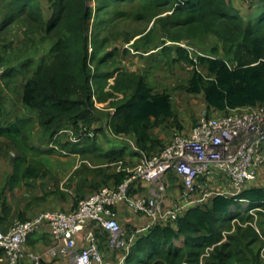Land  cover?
<instances>
[{
    "label": "trees",
    "instance_id": "trees-1",
    "mask_svg": "<svg viewBox=\"0 0 264 264\" xmlns=\"http://www.w3.org/2000/svg\"><path fill=\"white\" fill-rule=\"evenodd\" d=\"M91 1L47 0L50 12L45 17V8L39 0H0L3 12L0 41L1 35L12 24H22L29 41L27 49L33 48L30 57L21 61L19 66L7 67L3 78L24 76L21 102L35 112L36 121L48 139H52L61 124L71 123L76 132L86 127L95 133L94 137L85 136V141L93 140V151H100V155L109 162L124 160V149L103 150L97 142L100 134L132 136V141L139 148L149 155L155 154L166 143L152 130L168 122L179 125L172 96L167 91L157 90L144 74L122 70L116 60L120 53L118 48L103 51L113 39L112 30L103 35L101 25L104 20L100 19L103 6L107 4L108 8L110 2L123 0H97L94 8ZM150 1L156 7H167L180 14L171 20L173 28L182 27L191 36H196L199 31L197 38L213 32L218 38L219 43L211 48L212 54L196 57L181 45L156 47L168 54L169 64L191 67L192 74L185 89L194 94L203 93L208 114L264 103V3L249 5L258 14L255 19L246 21L232 0ZM217 21L220 28L215 25ZM195 25H198V31H194ZM171 39L179 41V38ZM90 43L94 48L91 55ZM41 45H47L45 48L48 51L36 61L34 57L40 52L38 47ZM101 52L104 54L100 56ZM1 59L4 58L0 55ZM94 64L109 68L103 80L118 72L114 88L123 93V98L113 102L114 114L102 111L93 100ZM6 83L8 85L11 81ZM6 113L7 107L0 92V139L8 140L19 150L21 162L27 158L29 151L36 148L29 136V131L35 128V120L16 116L8 121ZM107 117L108 128L103 126ZM100 122L102 125L95 126ZM74 145L65 147L79 151ZM127 145L131 147L130 143ZM131 151L140 156L132 147ZM41 174V168L35 165L26 166L24 170V176L37 177ZM125 174L121 171L111 176L101 170L98 172L101 180L89 182L85 179L80 188L90 186L99 189L108 185L112 177L115 183H120ZM82 197L85 195L77 193L76 203ZM243 202L249 209H256L264 216L263 180L237 195H214L206 203L187 209L176 221L155 225L139 234L124 264H201V261L204 264H260L261 260L264 264L259 252H254V244L261 239V235L253 227L243 229L238 226L227 236V240L222 241L223 232L230 228L231 220L243 217ZM245 211L247 218H252L248 210ZM261 234L264 235V224ZM100 236L101 241L106 239L105 233ZM178 241H182L183 245L177 244ZM209 247L213 249L205 257ZM2 253L0 248V255Z\"/></svg>",
    "mask_w": 264,
    "mask_h": 264
},
{
    "label": "built area",
    "instance_id": "built-area-1",
    "mask_svg": "<svg viewBox=\"0 0 264 264\" xmlns=\"http://www.w3.org/2000/svg\"><path fill=\"white\" fill-rule=\"evenodd\" d=\"M246 1L250 5L264 3ZM4 71L0 63V77ZM93 100L97 107L101 105L95 95ZM68 131L73 142L95 136L86 127L76 132L72 126ZM129 143L140 153L139 162L122 167L126 174L120 183L101 186L70 210H43L16 221L7 232L0 230V264H23L26 257L33 264H42L26 245L31 235L44 228L53 240L49 250L53 257L69 258L72 264H103L104 246L123 251V261L139 234L149 228L176 221L187 209L214 195H237L257 184L264 171V103L225 113L204 112L189 132L174 130L169 142L152 155L134 141ZM171 184L179 188L178 196L168 194ZM120 204L145 216L146 225L125 234L116 215ZM104 233L106 239L101 241Z\"/></svg>",
    "mask_w": 264,
    "mask_h": 264
},
{
    "label": "rangeland",
    "instance_id": "rangeland-1",
    "mask_svg": "<svg viewBox=\"0 0 264 264\" xmlns=\"http://www.w3.org/2000/svg\"><path fill=\"white\" fill-rule=\"evenodd\" d=\"M241 1L243 2V0ZM39 2L44 6L46 11L45 17H47L50 12V6H48L47 0H39ZM96 2L97 0L91 1L93 8L95 7ZM244 3L246 11H250L245 13L243 8L244 5H242L240 11L241 14L246 21L255 19L256 14H258L257 11L248 8L250 4L247 3L246 0ZM109 4L110 6L108 8L106 7L107 4H104L105 6H103L102 9L104 11L100 16V19L104 20V24L101 25V27L104 28L103 35H108V32L112 30L113 39L109 44L104 46L103 51L105 52L107 49H112L114 47L118 48L120 53L116 56V60L119 67H122V70L144 74L147 81H149L157 90L167 91L171 94L179 125L169 124L172 122H168L155 127L152 130L154 135L162 138L164 143H167L171 139L174 130L187 132L188 129L194 126L197 119L204 112L209 111V108L203 93L194 94L185 89L192 74L191 67L177 63L174 65L169 64L167 61L168 54L163 52L161 48L156 47L159 45L174 47L181 45L189 49L191 54L196 57L200 54H212L211 48L216 43H219V40L213 32L212 34L208 32L206 35L197 38L196 36H199L198 25H195L196 30H194L198 31L196 32V36H191L190 32L184 30L182 27L173 28L171 20L173 18H178L180 14L173 13V11L169 10L167 7H156V5L151 3L150 0H123L121 2H110ZM158 12L162 13L157 15ZM2 14L3 12L0 10V20ZM215 25L219 28L221 27L218 21L215 22ZM24 30V25L14 23L3 35H1L0 55L4 59H1L0 63L4 66L5 70L10 66H19L21 61L30 57L32 54L33 48L27 49L29 41L25 36ZM129 38L130 40H127ZM171 38H179V41H174ZM29 46L34 47L35 45ZM89 46V53L91 55V53L94 52V48L91 43ZM45 47H47V45H41L38 47L41 50L36 53V56L34 57L36 61H39L42 56L46 55L48 49ZM21 54L23 55L22 57ZM103 54L104 53L101 52L100 56ZM92 71L96 74V78L94 77L92 80L93 95H95V98L101 103L98 108L106 113H111L115 108L113 102L123 98V93L114 88L116 85L115 78L117 77L118 72H116L113 77L103 80L105 75L109 73V68L100 67L97 64H94L92 66ZM7 81H11V83L7 85ZM24 81L25 79L22 75H17V77H12L11 79H4L3 76L0 77V92L2 94V102L7 107L6 118L8 121L13 120L16 116H24L31 113L35 114V112L27 109L21 102V89ZM108 119L109 117H107L103 123V126H106L107 128L108 126L106 123ZM97 125L100 126L102 123L100 122L95 126ZM72 126L71 123L61 124L59 130L54 134L52 139H48L44 136L41 127H39L37 131L31 129L29 131V136L31 135L30 142L36 148H34L33 151H29L27 158L21 162L19 161V150L8 140H1L0 156L2 157V162L0 165V173L11 175L12 179L7 180L6 183L0 184V187L3 186V189H0V199H3V196L6 194L5 192H7L6 187L11 181L13 187L8 191L18 194L14 203L19 210L22 207H20V205L24 200L25 202H29L33 197V194L29 189L30 184L28 185L27 183L30 181L37 182V179L35 178L39 177H44L40 180L41 183L39 186L40 192H43L44 194H42L44 196L42 195L43 197L41 196L39 198L45 200V205L51 207L50 209L58 208L63 210V208H59L55 206V204H58V199L59 203H64L66 200H63V198H66V195L73 198V204L75 206L77 203L74 197L77 193L86 196L97 190L90 186H85L83 188H80V186L82 182L88 178L90 179H88L89 182H97L100 180L96 174L101 170L104 171V169H95L97 168L96 165L102 161L98 155L99 151L83 153L81 157L86 159L87 162L83 163L82 166L66 180L55 175L54 171L46 165L47 161L44 155H51L52 158H54L53 154L58 156H69L71 153H74V151L65 147V145L72 146L73 144H76L74 145L75 148L81 150L82 147L80 146L87 142L85 141L86 138L81 139L78 142H73L71 140L68 129L72 128ZM103 136L104 135L102 134L98 135L97 139L99 138L102 142H105L104 140L107 137ZM90 141L92 142L93 140ZM125 162L127 161L125 160ZM29 165L40 167L42 174L37 177L24 176V170L26 166ZM109 170H113V168H109ZM260 177L261 180H263V174ZM45 179L50 181L46 183L44 181ZM45 190L47 192H45ZM168 194H171L174 197L178 196L179 188L177 189V186L171 184ZM79 199L80 198H78V200ZM242 206L243 209L241 212L243 217L231 220L229 223L230 228L223 232L222 241L227 240V236L230 233L235 232L236 227L240 226L245 229L246 227L251 226L261 235V239L254 244V252H259L264 261V235L261 234L264 224V216H261L256 209H249L246 202H243ZM2 207L3 210H8V212L11 210L10 208L4 207L3 204ZM245 209L248 210V213L251 214L252 218H247L248 214ZM130 214H127L122 222L120 221L124 227L125 234H130L131 232H134L135 229H140L146 225L143 224V221L139 222L140 219L138 221L134 220L136 217L131 216ZM18 220L21 219L17 218L12 225ZM177 244L180 245V242ZM212 249L213 247L207 248L205 257L210 254ZM102 253L105 262L110 264L125 263L126 259L122 261L123 251L121 250L112 251L103 246ZM261 263L262 260L260 264ZM68 264H72V262L69 260Z\"/></svg>",
    "mask_w": 264,
    "mask_h": 264
},
{
    "label": "crops",
    "instance_id": "crops-1",
    "mask_svg": "<svg viewBox=\"0 0 264 264\" xmlns=\"http://www.w3.org/2000/svg\"><path fill=\"white\" fill-rule=\"evenodd\" d=\"M233 3H234V6L237 7L240 11H241L242 5H244L243 8H244L245 13L250 11V10L246 11L245 3L242 2L241 0H233ZM24 117H30V118L35 120V122H34L35 128L34 129L37 131V129L40 127V125L36 121L37 120L36 114H34V113L26 114V115H24ZM191 129L192 128L188 129L187 132H189ZM105 137H107L104 140L105 142H102L101 139H99V138L97 139L99 146L103 150H109L111 148L118 149V150L124 149V154H125L124 158L127 162H125V160L112 161V162L110 161L109 162L106 158H104L99 153L98 155L102 159V161L96 165V167H97V168H95L96 170L103 168L107 174L113 176L114 174L120 173L122 170V167L124 165H129V164L134 165V164H137L139 162V156L137 154L133 153L131 151V147L129 145H127V143H129L130 140H133L132 136H125V137H115L114 136L112 138V136H109V134H107V136H105ZM1 140L2 139H0V142H1ZM80 147H82L81 152L79 150V152L71 153L69 156H65V155L58 156V155L53 154L54 158H52L51 155H44V157L46 158V161H47L46 165L49 168H51L52 171H54L55 175H58L61 179L66 180L77 169H79L83 163L87 162L86 159L81 157L83 155V153L93 151L91 141L86 142L85 144L81 145ZM1 162H2V157L0 156V165H1ZM85 168H86V166H85ZM109 168H113V170H109ZM96 176L101 180V175H98V173H97ZM263 176H264V172H263ZM42 178H44V177L35 178V179H37V182L30 181L29 183H27L28 185L30 184L29 189H30V192H32L33 197L29 202L28 201L25 202V200H24V202L21 203L20 207L21 206L22 207L19 210L16 208L17 206L14 203L18 194H15V193L8 191L13 187V183L11 181L9 182V185L6 187V190H7V192H5L6 194L3 196V199H0V230L2 232H7L10 229L12 223L15 220H17V218H20L22 220L28 219V218H31L32 216H34L35 214H37L38 212H40L42 210H47V209H49V210H62V209H58V208L50 209L51 207L45 205L46 204L45 200L39 198L44 194L43 192H42L43 194L40 192V188H39L40 183H41L40 180ZM11 179H12L11 175L0 173V184L6 183L7 180H11ZM44 181L47 183L50 180L45 179ZM263 181H264V178H263ZM114 184H116V183L112 177L110 179L108 185H114ZM0 189H3V186H1ZM45 192H47V191L45 190ZM63 195H64V193H63ZM73 197H74V194H73ZM75 197H76V195H75ZM75 197H74V199H75ZM63 200H66V201L64 203H59L58 202L59 199H58L57 200L58 204H55V206H57L59 208H63V210H70L73 208L74 204H73V198L71 196L66 195V198H63ZM2 204L4 205V207L10 208L11 210L9 212H8V210H3ZM124 212H126V213H124ZM127 214H130L131 216L136 217L134 220L138 221L140 219L139 222L143 221V224L147 223V218L145 216L140 215V214H136L134 211L129 209L125 204L118 205V207L116 208V215L121 222L126 218ZM82 241H83V236H80L79 237V243L81 244ZM181 244L183 245L182 241H180V245ZM52 245H53V240L51 238L49 230L47 228H44L40 232H38V233H36V234H34L28 238L26 249L30 252H34L35 254H37L40 257V259L42 260V263L44 262L46 264H68L69 258H65V257L56 258V257H53L49 253V250H50ZM23 264H33V262L29 257H26ZM103 264H109V263L104 262Z\"/></svg>",
    "mask_w": 264,
    "mask_h": 264
},
{
    "label": "clouds",
    "instance_id": "clouds-1",
    "mask_svg": "<svg viewBox=\"0 0 264 264\" xmlns=\"http://www.w3.org/2000/svg\"><path fill=\"white\" fill-rule=\"evenodd\" d=\"M31 236H32V235H31ZM178 242H180V241H178ZM178 242H177V243H178Z\"/></svg>",
    "mask_w": 264,
    "mask_h": 264
}]
</instances>
